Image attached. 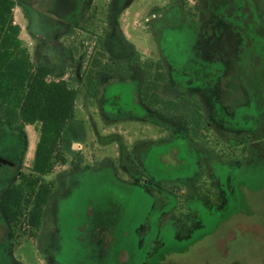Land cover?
I'll return each instance as SVG.
<instances>
[{"label":"rangeland","instance_id":"obj_1","mask_svg":"<svg viewBox=\"0 0 264 264\" xmlns=\"http://www.w3.org/2000/svg\"><path fill=\"white\" fill-rule=\"evenodd\" d=\"M16 2L32 59L79 93L35 236L14 232L1 194L38 177L41 124L0 121V264L264 257V0ZM137 50L163 60L164 95L200 97L213 144L191 138L184 113L143 102L137 63L129 74L106 67Z\"/></svg>","mask_w":264,"mask_h":264},{"label":"trees","instance_id":"obj_2","mask_svg":"<svg viewBox=\"0 0 264 264\" xmlns=\"http://www.w3.org/2000/svg\"><path fill=\"white\" fill-rule=\"evenodd\" d=\"M16 5V0H0V121L21 127L41 124L32 168L38 177L29 175L24 182L10 186L3 196L2 208L15 233L25 229L29 236H35L56 187L55 180H46L44 176L52 172L57 162L66 160L64 132L74 120L79 89L70 81L57 78L53 67L32 59L21 39V27L15 22ZM113 62L107 63L106 67L113 73L122 74H129V65L137 63L143 74V102L151 109L170 114L184 113L191 138L214 143L209 135L212 127L205 105L197 94L175 97L163 94L162 88L169 82V75L162 59L145 57L137 50L130 58L114 59ZM93 90L94 87L90 86L89 93L93 94ZM151 122L161 124L157 119H151ZM218 259L217 264L233 261L264 264L262 256L250 263L234 254Z\"/></svg>","mask_w":264,"mask_h":264},{"label":"flooded vegetation","instance_id":"obj_3","mask_svg":"<svg viewBox=\"0 0 264 264\" xmlns=\"http://www.w3.org/2000/svg\"><path fill=\"white\" fill-rule=\"evenodd\" d=\"M139 250H140V251L142 250L140 245H139ZM151 256H152V255H151ZM207 264H210V263H207ZM215 264H217V263H215ZM230 264H239V261H233V262H231Z\"/></svg>","mask_w":264,"mask_h":264},{"label":"crops","instance_id":"obj_4","mask_svg":"<svg viewBox=\"0 0 264 264\" xmlns=\"http://www.w3.org/2000/svg\"><path fill=\"white\" fill-rule=\"evenodd\" d=\"M89 1H90V0H89ZM63 22H64V21H63ZM6 191H7V190H4L3 193H2L1 195L4 196L5 193H6ZM2 199H3V197H2ZM4 215H5V214H4ZM5 217H6V216H5ZM44 219H45V218H44ZM6 220H7V218H6ZM43 221H44V220H43ZM7 222H8V221H7ZM8 224H9V223H8Z\"/></svg>","mask_w":264,"mask_h":264}]
</instances>
